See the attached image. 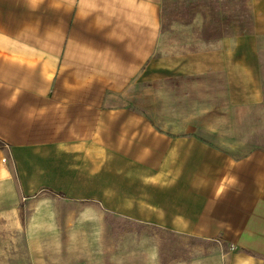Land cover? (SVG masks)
Returning a JSON list of instances; mask_svg holds the SVG:
<instances>
[{"label": "crops", "instance_id": "crops-1", "mask_svg": "<svg viewBox=\"0 0 264 264\" xmlns=\"http://www.w3.org/2000/svg\"><path fill=\"white\" fill-rule=\"evenodd\" d=\"M251 7L255 33L210 42L196 67L156 53L162 0H0L14 225L20 196L53 192L96 210L114 252L185 236L220 243L224 264H264V146L236 137L235 119L264 102V0Z\"/></svg>", "mask_w": 264, "mask_h": 264}, {"label": "rangeland", "instance_id": "rangeland-1", "mask_svg": "<svg viewBox=\"0 0 264 264\" xmlns=\"http://www.w3.org/2000/svg\"><path fill=\"white\" fill-rule=\"evenodd\" d=\"M249 8L253 18L251 0ZM203 22L204 16L199 13L188 25L173 21L165 31L162 26L156 53L160 56L172 49L191 53L195 66H201L204 49L212 47L210 42L220 39L203 37ZM253 28V33L243 34L236 27L234 34L224 37L252 35L255 23ZM259 45L264 83V36L260 37ZM235 119L236 137L264 146V102L256 108L238 110ZM19 199L20 221V210L22 206L24 208L23 226L14 225L17 216L11 210L13 197L3 195L0 200V264H224L220 253L225 248L220 243L185 236L174 237L163 252L154 248L114 252L108 229L101 224L100 215L89 208L84 211L82 202L53 192L25 200L20 196ZM48 219L53 225L42 226Z\"/></svg>", "mask_w": 264, "mask_h": 264}, {"label": "trees", "instance_id": "trees-1", "mask_svg": "<svg viewBox=\"0 0 264 264\" xmlns=\"http://www.w3.org/2000/svg\"><path fill=\"white\" fill-rule=\"evenodd\" d=\"M250 0H163L162 26L164 31L173 21L190 24L197 14L204 16L201 35L222 38L234 34L236 27L243 34L253 33ZM2 142L0 141V146Z\"/></svg>", "mask_w": 264, "mask_h": 264}, {"label": "snow or ice", "instance_id": "snow-or-ice-1", "mask_svg": "<svg viewBox=\"0 0 264 264\" xmlns=\"http://www.w3.org/2000/svg\"><path fill=\"white\" fill-rule=\"evenodd\" d=\"M33 3H35V0H33Z\"/></svg>", "mask_w": 264, "mask_h": 264}]
</instances>
